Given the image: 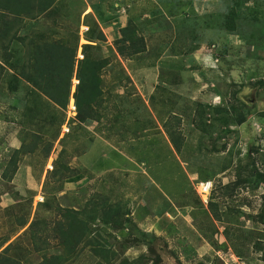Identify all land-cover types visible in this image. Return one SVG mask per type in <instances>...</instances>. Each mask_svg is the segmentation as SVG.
<instances>
[{"label": "rangeland", "instance_id": "1", "mask_svg": "<svg viewBox=\"0 0 264 264\" xmlns=\"http://www.w3.org/2000/svg\"><path fill=\"white\" fill-rule=\"evenodd\" d=\"M73 1L19 32L78 47L68 106L16 82L24 41L0 82V252L18 264H264V183L253 187L264 174V0ZM126 28L145 51H118ZM85 46L108 63L96 118L81 122ZM74 210L113 263L88 237L78 244Z\"/></svg>", "mask_w": 264, "mask_h": 264}, {"label": "trees", "instance_id": "2", "mask_svg": "<svg viewBox=\"0 0 264 264\" xmlns=\"http://www.w3.org/2000/svg\"><path fill=\"white\" fill-rule=\"evenodd\" d=\"M63 1V4L69 3V1L74 2L73 0H0V82L5 75L7 65L12 64V59L17 55L12 49L15 41H24L27 51L26 65L20 76L15 77L16 82L20 77H23L34 83L35 86L46 93L58 105L67 107L72 91V79L75 73L78 47L70 46L65 40H48L47 35L43 33L40 36H35V38L19 35L21 34L19 32L28 20L38 21L42 19V17L48 15L51 9L57 10V7ZM237 17L236 11H233L229 15L228 30H237L235 25V19ZM127 29H124V32L128 35ZM128 36L116 42L118 51L122 55L126 56L128 54L129 57H132L147 49L145 38L137 34L136 29L132 32V37L131 34ZM128 41H131L129 45L130 49H128V45L127 48L124 47ZM88 48L89 46H85V58L80 60L78 64L77 77L80 83L74 95L78 112L77 118L81 122H87L96 118L95 107L99 105L103 95L102 72L104 66L108 63L106 59H99L92 55L88 52ZM204 108L202 106L201 111ZM217 108L219 113L229 110L228 107ZM231 110L236 111L234 105ZM201 111H199V115H201ZM243 121L244 119H241L240 123ZM168 131L173 144L178 151H181L182 145H180V141L176 137L175 132ZM253 176L258 177L257 184L255 183L253 187L260 186L261 183H264V174L259 169H256ZM247 182L253 183L252 177L247 180H238L235 184L238 185ZM213 205L216 204L214 203ZM69 212L71 213V211ZM73 212L74 215L68 214L67 216H71L72 218L74 216L78 220V244L84 237H88L90 241L89 245L93 247L96 255L103 257L105 263H113L116 260L117 253L111 251V249H107L98 240L94 232L90 229V222L81 216L83 211L74 210ZM96 212L99 213L100 210L97 209ZM216 214L218 220L223 218L221 214ZM7 253V249L0 252V264H18ZM125 264H134V262L127 260ZM158 264H160V260Z\"/></svg>", "mask_w": 264, "mask_h": 264}, {"label": "crops", "instance_id": "3", "mask_svg": "<svg viewBox=\"0 0 264 264\" xmlns=\"http://www.w3.org/2000/svg\"><path fill=\"white\" fill-rule=\"evenodd\" d=\"M39 21V20H38ZM28 25V27H24L23 28V30H22V32H25L27 29L29 30V29H31L33 26H36V23H35V20H33L32 21V23H29V24H27ZM27 34V33H26ZM110 57H112V56H110ZM106 58H108V59H110L109 58V55H108V57L106 56ZM123 64H124V61H123ZM124 66H125V69L129 72V74H130V71H129V67L127 66V65H125L124 64Z\"/></svg>", "mask_w": 264, "mask_h": 264}, {"label": "built area", "instance_id": "4", "mask_svg": "<svg viewBox=\"0 0 264 264\" xmlns=\"http://www.w3.org/2000/svg\"><path fill=\"white\" fill-rule=\"evenodd\" d=\"M77 108V107H76ZM212 185H211V183L210 182H207V183H204V185H203V191H204V193H208V194H210L209 192L211 191V189H212V187H211Z\"/></svg>", "mask_w": 264, "mask_h": 264}, {"label": "clouds", "instance_id": "5", "mask_svg": "<svg viewBox=\"0 0 264 264\" xmlns=\"http://www.w3.org/2000/svg\"><path fill=\"white\" fill-rule=\"evenodd\" d=\"M76 103V102H75ZM77 107V106H76Z\"/></svg>", "mask_w": 264, "mask_h": 264}]
</instances>
